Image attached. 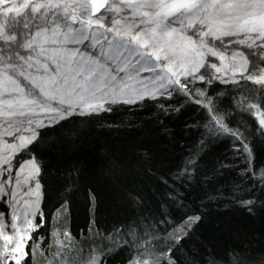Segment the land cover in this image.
<instances>
[{"label":"trees","instance_id":"1","mask_svg":"<svg viewBox=\"0 0 264 264\" xmlns=\"http://www.w3.org/2000/svg\"><path fill=\"white\" fill-rule=\"evenodd\" d=\"M241 50L244 73L205 72L9 140L4 177L36 184L24 216L21 190L0 193V222H24L25 264H243L264 250V66L260 48Z\"/></svg>","mask_w":264,"mask_h":264},{"label":"rangeland","instance_id":"2","mask_svg":"<svg viewBox=\"0 0 264 264\" xmlns=\"http://www.w3.org/2000/svg\"><path fill=\"white\" fill-rule=\"evenodd\" d=\"M39 1L0 13V193L9 201L21 190L13 215L23 214L24 194L36 184L4 177L10 141L27 142L68 113L139 100L205 72L244 73L242 48H260L264 66V0H108L96 15L91 0ZM19 224L16 216L0 222V248L19 245L22 255Z\"/></svg>","mask_w":264,"mask_h":264},{"label":"snow or ice","instance_id":"3","mask_svg":"<svg viewBox=\"0 0 264 264\" xmlns=\"http://www.w3.org/2000/svg\"><path fill=\"white\" fill-rule=\"evenodd\" d=\"M7 239L11 238L9 237ZM27 255L29 254L26 252L21 255V248L19 245L11 249L5 245L3 248H0V264H25V258ZM170 255L175 258V251L173 250ZM230 259H232V254H230ZM240 260L243 264H249V260L251 261V264H264V250L254 256H242L240 257ZM233 264H236V261H233Z\"/></svg>","mask_w":264,"mask_h":264},{"label":"water","instance_id":"4","mask_svg":"<svg viewBox=\"0 0 264 264\" xmlns=\"http://www.w3.org/2000/svg\"><path fill=\"white\" fill-rule=\"evenodd\" d=\"M108 0H91L93 14H99L107 6Z\"/></svg>","mask_w":264,"mask_h":264}]
</instances>
